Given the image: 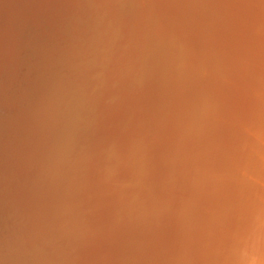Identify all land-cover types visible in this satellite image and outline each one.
Returning <instances> with one entry per match:
<instances>
[{
    "label": "bare ground",
    "instance_id": "1",
    "mask_svg": "<svg viewBox=\"0 0 264 264\" xmlns=\"http://www.w3.org/2000/svg\"><path fill=\"white\" fill-rule=\"evenodd\" d=\"M96 4L103 14L99 8L90 32L81 34V25L73 24L58 49L41 36L40 27L49 24L54 5L72 8L80 17L88 14L89 19ZM79 36L92 38L90 55L98 58L87 97L100 102L94 114L102 126L116 122L110 109L124 104L133 108L126 110L130 117L117 112L125 120L121 125L138 137V144L132 140L124 149L126 162L138 155L135 163H126L131 176L128 170L122 172L125 179L131 177V185L103 179L96 183L95 176L78 185L71 173L42 182V195L36 185L29 198L24 183L16 179L35 177L36 163L49 147L60 143L57 152L65 162L74 131L98 139L97 130L82 123L78 108L66 120L53 117L56 127H63L51 130L52 137L46 127L39 128L44 122L38 117L47 111L52 115L56 98L65 94L57 57L61 51L71 54ZM75 47L80 55L71 54L68 63H85ZM24 60L44 78L37 83L28 79L30 104L24 117L33 130L19 142L12 136L16 123L6 107L19 99L11 67ZM81 68H75L77 75ZM97 166L85 171L100 173ZM5 180L12 184L8 187ZM10 197L18 204L16 211L1 204ZM0 199V210L5 216L10 213L14 225L2 232L0 246L19 259L0 257V264L69 263L61 258V240L47 239L44 249L30 246L48 215L59 224L58 238L81 234L87 254L103 256L105 262L114 256L119 264L125 251L131 259L120 264H264V0H0ZM94 206L102 213H85L83 224L76 223L80 230L61 218L62 211L80 216L86 211L80 208ZM125 218L132 220H127L130 226Z\"/></svg>",
    "mask_w": 264,
    "mask_h": 264
},
{
    "label": "rangeland",
    "instance_id": "2",
    "mask_svg": "<svg viewBox=\"0 0 264 264\" xmlns=\"http://www.w3.org/2000/svg\"><path fill=\"white\" fill-rule=\"evenodd\" d=\"M97 9H95V12L92 14L90 12L92 16V18H87L88 17V14L86 15H82L81 17L80 16H77L75 15L73 12L74 9L72 8H57L56 5L53 6V9L49 11V14H51V17L52 19L49 20V24H44L43 23V30L41 29L42 27H40V31H43L41 33V36L44 37V39L46 40H52L53 41V45L55 46V49H58V48H61L62 44L64 43L63 41V38L66 37L67 33L69 30H72L73 29V24L75 25H81L82 27V30H81V34L83 33L84 29H86L88 32L91 31V23H92V20L96 19V12L98 11V9L100 8L97 4ZM59 10V11H58ZM94 10V9H93ZM92 10V11H93ZM101 12H102V8H100ZM62 11V13H61ZM103 14V12H102ZM100 14V15H102ZM72 16V17H71ZM79 17V18H78ZM90 17V16H89ZM75 18V19H74ZM92 19V20H91ZM94 19V20H95ZM83 20V21H82ZM86 20V21H85ZM52 21V22H51ZM74 22V23H73ZM76 22V23H75ZM88 22V23H87ZM90 22V23H89ZM40 23V22H39ZM66 24V25H65ZM40 26V25H39ZM85 26V27H84ZM68 28V29H67ZM120 28V27H119ZM44 30H47L44 31ZM86 30L84 32H86ZM25 31H29V28L26 27V30ZM53 32V33H52ZM63 33V34H62ZM31 32L29 31V34L30 35ZM75 40H77L76 43H72V45L70 46L71 47V51L72 53L71 54H76V56L78 57L80 54H77V49L76 48H79V51L80 53L85 57V63L83 64H78V63H68L70 62V59H69V56H71V54H67L66 52H63L61 51L60 53V58L57 57L58 60H56L58 63L61 64L62 66V79H63V85L62 86V90L65 94H62L61 96L59 95L58 99L57 100V105H56V109L54 110V113L51 115L50 114V111H47V114L46 116L44 115H40L38 117V121L39 122H44V125H40L39 128H43L45 129V127L47 128L46 130H48V132L50 133V137H52L54 135L53 131L57 129V132L59 131V129L62 131V124L61 126L59 127H56V123L54 121V118H59V119H62V120H66L68 118V115L69 116H72L74 114V112L76 110V108H78L80 110V119H84L82 121V123L86 124L88 123V125L91 127V129L94 130H97V131H94L96 134L98 139L95 138V136L89 134V133H84L83 135L81 133H76L74 130L73 132V135L69 138V144L67 146V157H65L67 160L65 162H63V156H62V152L58 153V145L60 144H55V147H49L48 148V151H46L42 158L40 157V159L38 160V162L36 163V167L37 170H34L33 172H35V177H31V178H23L22 176L18 177V182H22L24 183V186L27 188L26 190L28 192H26V194L29 196V198L31 197V193H34V190L36 189L35 186L37 187L36 190L40 191L41 195H42V192H43V183H47L48 184V181H55V180H61L66 174H71L72 177L74 178V181H73V184H78L80 185L81 182H83V180H88V181H91L94 177L95 179V182L97 183V179H103V181H107V183H114V185L117 183H121V184H125V185H128L130 186L131 184L128 182L129 179L131 178H128V179H125L124 177V173H122L123 171L125 170H128L126 169V167L129 166V164H132L134 162V160L137 159L138 155L137 154H134L132 156V158L130 160H132L133 162L130 163V162H126L124 161V159H126L125 157L127 156L126 153H128L125 149V145L126 144H129V142H136V140H138V137H135L136 134L135 133H132V132H129L127 129H129V127L127 129H125V126L124 125H121V124H124V121L125 120H122L123 119V116H128V113L126 115V110L128 109H133L131 107V105L129 104H124V105H121V106H118L117 107V110H113V109H110V111H107V112H110L112 113L111 116L113 117V122H114V118H115V121L119 122V125H118V122H114V124L111 126V127H107V125H104L102 126V122L100 121V117H98V115L96 116V114H94V109H98V106H100V102L96 100L92 102V100L94 99H91L90 97H87L88 96V93H89V90L91 89L92 87V84H90L91 82V77L92 75L94 74L93 71H96L95 69L92 68V64L94 62H97V59L98 58H93V55L90 53H92V49L93 47H91V40L92 38H90L89 36H85L84 38H80V36L78 38H76ZM82 40V41H81ZM63 41V42H62ZM78 43V45H77ZM82 45V46H81ZM77 46V47H75ZM75 47L76 50H73ZM87 51V52H86ZM76 52V53H75ZM64 56V57H63ZM26 59V58H25ZM69 59V60H67ZM89 60V61H88ZM78 61V60H77ZM76 61V62H77ZM23 62V63H22ZM17 63V64H16ZM20 63V64H19ZM68 63V64H67ZM16 64V66H15ZM15 64L13 65V67H11V70L12 73H13V76H12V85L15 89V95H17L19 97V99H17V101L13 104V106L11 105H8V107H6V113H7V116L10 117L11 119V122L13 121V123H16L15 126V130L13 132V137L14 138H19V142L20 140L22 139L21 142H25L27 140L28 137H26V135L28 133H30L32 130H33V127L31 126L30 124V120L25 118L24 116H26V110L28 109L29 107V104L28 103L30 100H29V96H28V92L31 91V87H29V85L31 84L30 81L32 82V79L33 81H35L37 83V80L39 79H43L44 77H41L42 75L38 76V73L40 72L39 71V68L38 67H34V66H31V68H29L27 65H29L28 63L26 64L25 60L24 61H19V62H15ZM23 64V65H22ZM71 64V65H70ZM25 65V66H24ZM15 66V67H14ZM66 66V67H65ZM85 66V67H84ZM17 67H20L17 68ZM56 67L55 65L53 66V68ZM76 67H82L81 69H84V71L81 73V75H77L76 73V70L75 68ZM99 68V66H97V69ZM33 69V70H32ZM15 71V72H14ZM20 73H19V72ZM26 72V73H25ZM77 72L80 73L79 70H77ZM17 75H15V74ZM90 73L92 74L91 76ZM23 74V75H22ZM66 74V75H65ZM15 75V76H14ZM29 75V76H27ZM31 75V76H30ZM68 76V77H67ZM36 77V78H35ZM96 74L93 75L92 78H96ZM15 78V79H13ZM18 79V80H17ZM30 81H29V80ZM84 79V80H83ZM48 80V79H47ZM45 81V80H41V84H47L48 81ZM70 80V81H69ZM25 81V82H24ZM77 81V82H76ZM71 82V83H70ZM19 85H18V84ZM28 84V88L25 87V84ZM68 83V84H67ZM61 84V83H60ZM70 85V86H69ZM76 87H75V86ZM83 85V86H82ZM66 86V87H65ZM20 87V88H19ZM73 87V89H71ZM78 87V88H77ZM81 88H84V89H81ZM86 88V89H85ZM67 89V90H66ZM22 90V91H21ZM65 90V91H64ZM84 90V91H83ZM14 91V90H13ZM12 91V92H13ZM14 93V92H13ZM26 95V97H25ZM65 95V96H64ZM76 95V96H75ZM78 96V97H77ZM24 97V98H23ZM75 97V98H73ZM21 98V99H20ZM64 98V99H63ZM70 99V100H69ZM91 99V100H90ZM72 100V101H71ZM19 101V102H18ZM65 101V103H64ZM67 101V102H66ZM127 102L125 100H122V102ZM71 102V103H70ZM91 104H89V103ZM18 103V105H17ZM106 105L108 106L109 103L105 102ZM96 104V105H95ZM58 105L59 108L57 107ZM62 106V107H61ZM69 106V107H68ZM92 106V107H91ZM95 106V107H94ZM27 107V109H26ZM75 107V109H73ZM125 107V108H124ZM121 108V109H120ZM67 111H66V110ZM14 110V111H13ZM58 110V111H57ZM74 110V111H73ZM127 110V111H128ZM120 111V113L123 115H120L118 114L117 112ZM66 112V113H64ZM123 112V113H122ZM91 114V115H90ZM108 114V113H106ZM114 114V115H113ZM16 115V116H15ZM60 115V116H59ZM116 115H118V117L116 118ZM44 116V117H43ZM92 118H91V117ZM121 116V117H119ZM52 117V123H49V127L47 126V120L51 121ZM54 117V118H53ZM67 117V118H65ZM97 117V118H96ZM42 118V119H41ZM20 119V120H19ZM88 120L87 122H85L86 120ZM95 119V120H94ZM97 119V120H96ZM117 119V120H116ZM120 119V120H119ZM23 120V121H22ZM97 123H96V122ZM103 121V120H102ZM122 121V122H121ZM46 122V123H45ZM92 122V123H91ZM95 123V124H94ZM116 123V124H115ZM101 124V125H100ZM23 125V126H22ZM53 125V126H52ZM94 125V126H93ZM98 125V126H97ZM26 126V128H25ZM44 126V127H43ZM55 126V127H54ZM88 126V129L89 131H91L90 127ZM114 126V127H113ZM117 126H119L117 128ZM52 127V128H51ZM54 127V128H53ZM18 128V129H17ZM51 128V129H50ZM28 129V130H27ZM75 129V128H74ZM104 129V130H103ZM114 129V130H113ZM125 129V130H124ZM53 130V131H51ZM117 130V132H116ZM105 131V132H104ZM92 132V131H91ZM115 132V133H114ZM48 133V134H49ZM76 133V134H75ZM104 133H105V136H104ZM111 133V134H110ZM141 133V132H140ZM101 134V135H100ZM130 134V135H129ZM132 134V135H131ZM79 135V136H78ZM121 135V136H120ZM134 135V136H133ZM76 136V137H75ZM104 136V137H103ZM112 136V137H111ZM124 136V137H123ZM125 136H127L129 139L127 140L125 138ZM101 137V138H100ZM108 137V138H107ZM116 137V139H115ZM77 138V139H76ZM120 138V139H119ZM134 138V139H133ZM25 141H24V140ZM75 139V140H74ZM93 139V140H92ZM108 139V140H107ZM118 139V140H117ZM124 142V143H123ZM119 143V144H118ZM126 143V144H125ZM137 143V142H136ZM88 144V145H87ZM138 144V143H137ZM75 145V147H74ZM123 146V147H122ZM122 147V148H121ZM57 148V149H55ZM95 148V149H94ZM58 151V152H57ZM75 151V152H74ZM90 153H88V152ZM97 151V152H96ZM57 153V155H56ZM78 153V155L76 156V154ZM94 153V154H93ZM100 153V154H99ZM73 154V155H72ZM86 154V155H85ZM56 155V156H55ZM72 155V156H71ZM85 155V156H84ZM104 155V156H103ZM103 156V157H102ZM125 156V157H124ZM59 157V158H58ZM71 157V158H70ZM89 157V158H88ZM52 158V159H51ZM77 159V160H73V159ZM105 158V160L103 159ZM129 158V157H128ZM87 159V160H86ZM107 159V160H106ZM119 159V160H118ZM48 160V161H47ZM57 160V161H56ZM61 160V161H60ZM104 160V161H103ZM129 160V161H130ZM141 160V159H140ZM40 161V163H39ZM54 161V162H53ZM59 161V162H58ZM84 161V162H83ZM93 163H92V162ZM137 161V160H136ZM69 162V163H68ZM114 162V163H113ZM116 162H118L116 164ZM121 162V163H120ZM46 163V164H45ZM49 163V164H48ZM51 163V164H50ZM59 163V164H58ZM64 165H63V164ZM91 163V164H90ZM97 163V164H96ZM105 163V164H104ZM111 163V164H110ZM126 163L128 164V166L126 165ZM135 163V162H134ZM56 164V166H55ZM67 164V165H66ZM87 164V165H85ZM85 165V166H84ZM90 167H89V166ZM93 167H92V166ZM98 165V166H97ZM16 165L13 163L12 165V170L14 169ZM44 166V167H43ZM48 166V167H46ZM52 166V167H51ZM75 166L76 169H73V167ZM82 166V167H81ZM98 167L99 171H100V175L98 173H90L88 171H85V167L90 169V168H95V167ZM117 166V167H116ZM122 166V167H121ZM50 167V169H49ZM64 167V168H63ZM47 168V169H46ZM118 170H117V169ZM124 168V169H123ZM10 169V170H11ZM55 169V170H54ZM58 169V170H57ZM66 169V170H65ZM81 169V170H80ZM108 169V170H107ZM121 169V170H120ZM9 169L6 168V172H8ZM62 170V171H60ZM120 170V171H119ZM41 171V172H40ZM51 171V172H50ZM128 174L129 176H131L132 172L130 170H128ZM5 172V171H4ZM38 172V173H37ZM54 172V173H53ZM85 174H84V173ZM102 172H103V175H102ZM109 172V173H108ZM115 172V173H114ZM51 173V174H50ZM78 173V174H77ZM90 173V174H89ZM135 173V172H134ZM44 174V175H43ZM83 174V175H82ZM89 174V175H88ZM97 174V175H96ZM106 174V175H105ZM119 174V175H118ZM109 175V176H108ZM116 175V176H115ZM24 176V174H23ZM43 176V177H42ZM99 178H98V177ZM105 176V177H103ZM111 176V177H110ZM45 177V181H43V178ZM54 177V178H53ZM71 177V176H70ZM85 177V178H84ZM116 177H119L118 179ZM22 178V179H21ZM36 178V179H34ZM42 180H40V179ZM47 178V179H46ZM49 178L51 180H49ZM112 178L113 181H110ZM77 179V180H76ZM93 179V181H94ZM115 179V180H114ZM20 180V181H19ZM34 180V181H32ZM38 182H37V181ZM48 180V181H47ZM121 180V181H120ZM32 183H31V182ZM47 181V182H46ZM109 181V182H108ZM5 185H11L12 183H10L11 181L10 180H5ZM43 182V183H42ZM77 182V183H76ZM94 182V183H95ZM124 182V183H123ZM39 183V184H38ZM127 183V184H126ZM34 184V186H32ZM30 185V186H29ZM41 185V187H40ZM97 185V184H96ZM75 186V185H74ZM45 187V186H44ZM48 187V186H47ZM33 188V189H32ZM33 191V192H32ZM41 195H38V196H41ZM66 195H69L65 192V196ZM102 196V195H101ZM37 197V196H36ZM103 198L105 197H109L108 195H104L102 196ZM13 198V197H12ZM27 198V199H29ZM10 198H3V200H1V204L3 203V206L5 205V207H11V211L13 209H15L16 211V207L18 206L17 203H15V201L12 202L13 199ZM8 200V202H7ZM108 200V199H107ZM100 201H103L105 202V200H100ZM109 201H113V199H109ZM6 202V203H5ZM12 203V204H11ZM116 203V201H115ZM117 204V203H116ZM11 205V206H10ZM107 206V205H106ZM13 208V209H12ZM93 208V209H92ZM92 208H80L81 210L84 209L86 211H83V214L82 215H76L74 214L73 210L70 212V211H65V214L64 212L62 211L61 213V216H64V217H61L63 221H67L68 223L69 222H73L71 223V225H78L76 223H80L79 225H82L83 224V219L84 217L82 216H86V214H88L87 216H90L92 217L93 215L94 216H98L102 213V210H101V207L99 206H94ZM100 208V209H99ZM91 209V210H90ZM98 209V210H97ZM93 210H95L93 212ZM100 211V212H99ZM0 210V240L3 239V235L5 230H10V228H14V225H12V223L10 222L9 223V219H10V213L8 215L5 216V214ZM86 213V214H85ZM91 213V215H90ZM94 213V214H93ZM96 213V214H95ZM64 214V215H63ZM70 215V217H69ZM75 215V216H74ZM8 216V217H7ZM93 216V217H94ZM77 217V219H76ZM44 221V230H41L40 233H38V235H34L32 238H31V242L29 241L30 243V246H32L33 248L34 247H39L44 249L43 248V244H46L45 242L47 241V239H53L55 238V240L57 241V243H59L58 240H61V244H63L61 246V250H60V254H61V258L64 260V261H68L69 263L67 264H109L110 261L111 263L110 264H117L114 256H109L107 257V262L106 261V258H104L103 256H99L98 257H95V258H92L91 257V254H87V252L89 253L90 251L88 249H86L83 245V239L84 238H80L79 239V236H81V234L79 235H76V237L78 238V240H76L77 238H75V234L73 233H70V234H66L64 235L65 237V240H63V237L61 238H58V235H59V231H58V223L55 222V221H52V219H50L51 217L48 215V216H43ZM65 218V219H64ZM81 218V219H80ZM77 220V221H76ZM125 225L127 224L128 226L129 223L132 221L131 219L129 220V218H125ZM123 220V222H124ZM127 220H129L127 222ZM79 221V222H78ZM5 225V226H4ZM76 226V230L77 229H82L83 227L82 226ZM54 226V227H53ZM5 228V229H3ZM78 230V231H79ZM47 231V233H46ZM56 231V232H55ZM58 231V232H57ZM62 231V230H61ZM42 232V233H41ZM63 232V231H62ZM42 235V236H41ZM44 235V236H43ZM71 235V236H70ZM83 235V234H82ZM38 236V237H37ZM45 237V238H44ZM51 237V238H50ZM73 237V238H72ZM24 238V237H23ZM21 238V239H23ZM69 238V239H68ZM34 239V240H33ZM40 239V240H39ZM44 239V240H43ZM86 239V238H85ZM84 239V240H85ZM39 242H38V241ZM73 240V241H72ZM37 241V242H36ZM78 241V242H77ZM3 242V240H2ZM70 243V244H69ZM77 243H79L80 245L78 246V244L76 245ZM71 246V247H70ZM75 246V248L73 247ZM84 248H83V247ZM67 247V249H65ZM72 249V250H70ZM78 249V252L75 251ZM66 250V251H65ZM0 257H8L9 259L12 258L11 260L13 261H17L18 262V258H16L15 256H13V254H8L7 252L4 251V248L2 246H0ZM72 251H75V254L77 255H74V253ZM80 251V253H79ZM70 252V253H68ZM71 255V259L68 258V256ZM126 254V255H125ZM128 254V255H127ZM131 253H128V252H125L124 251V255H123V258L121 261L123 260H130L131 259V256L129 255ZM82 255V256H81ZM65 256V257H64ZM79 256V257H78ZM81 256V258H80ZM85 256V257H84ZM107 256V255H106ZM130 256V257H129ZM128 257V258H127ZM77 258V259H76ZM104 258V259H103ZM114 258V259H112ZM69 259V260H67ZM81 259V260H80ZM94 259V260H93ZM79 260V261H78ZM89 260V261H88ZM98 260V261H97ZM101 260V261H100ZM104 260V261H102ZM39 261V260H38ZM37 261V262H38ZM74 261V262H73ZM82 261V262H81ZM100 261V262H99ZM120 261V263H121ZM40 262V261H39ZM46 262V261H45ZM79 262V263H78ZM119 263V264H120ZM42 264V263H41ZM122 264H125L122 262ZM128 264V263H126Z\"/></svg>",
    "mask_w": 264,
    "mask_h": 264
}]
</instances>
